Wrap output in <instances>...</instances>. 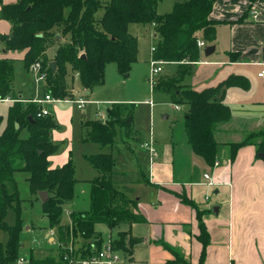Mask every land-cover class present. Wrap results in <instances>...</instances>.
Segmentation results:
<instances>
[{"label":"trees","instance_id":"16d2710c","mask_svg":"<svg viewBox=\"0 0 264 264\" xmlns=\"http://www.w3.org/2000/svg\"><path fill=\"white\" fill-rule=\"evenodd\" d=\"M164 1L108 0L104 4L101 0H16L5 4L0 0V19L11 24L10 33L0 35L3 48L0 99L6 100L14 92L16 61L7 57L9 54L24 53L22 63L27 70L40 64L46 94L61 101L74 100L67 84L70 72L77 76L87 93L105 83L109 64H115L119 73L128 75L138 57V41L130 33V27L150 25L154 31L151 63L177 66L172 77L153 81V89L169 94L173 105L185 107V130L193 152L214 168L221 161L222 148L228 149V160L233 163L240 149L256 146V157L264 161V127L247 133L238 143L222 145L215 137L219 127L232 120V111L224 103L228 89H247L249 81L243 76L232 75L217 86L202 91L191 85L195 73L193 64L200 62L207 46L215 44L220 23L212 20L211 14L217 0H186L176 3L171 13L160 15L158 9ZM102 9L103 15L98 17ZM58 35L60 39H57ZM198 40H203L207 46L200 49ZM52 49L55 50L50 60L48 51ZM51 63L57 64L55 70ZM12 101L4 129V119L0 117V230L9 235L5 248L0 251V264L17 263L19 250L23 247L19 173L27 176L31 194L39 200L40 192L48 193L42 211L48 219V227L56 232L58 243L54 244L58 249L56 255L38 258L31 251L29 264H70L65 259L66 254L72 259L79 255L83 259L90 258L105 243L96 231L97 224L107 225L113 231L122 224L131 226L146 222L139 212L138 202L130 199L114 182V156L98 154L86 158L98 172V177L87 182L91 187L90 208L72 212L71 225L64 226L65 207L73 202L79 180L72 159L62 167L51 168L49 158L59 151V145L53 139L59 124L52 116L38 117L42 110L39 104H24L19 98ZM107 117L106 122H86L83 140L100 147L113 145L117 126L127 128V134L131 135L129 125L132 122L126 121L128 116L120 104H113ZM181 201L195 207L184 194ZM13 210L17 217L15 225L10 226L7 217ZM196 211L200 229L197 240L203 247L200 264H204L211 237L203 220L205 213L197 208ZM110 240L118 252L127 255L132 254L135 245L141 242L133 238L129 230L118 232ZM82 242L86 245L71 249L73 244ZM156 244L175 257L174 263L189 264L177 248L162 241Z\"/></svg>","mask_w":264,"mask_h":264},{"label":"crops","instance_id":"0c3cea01","mask_svg":"<svg viewBox=\"0 0 264 264\" xmlns=\"http://www.w3.org/2000/svg\"><path fill=\"white\" fill-rule=\"evenodd\" d=\"M15 1L3 2L12 4ZM211 19L220 23L213 45L216 49L210 57L203 53L191 85L193 89L202 91L217 86L232 75L243 76L249 81L247 89H228L224 103L232 111V120L219 127L215 135L219 144L238 143L247 133L264 127V114L255 115L252 110L246 111L249 108L264 110V76H259L264 71V0H217ZM240 19L243 21L238 23ZM5 23L9 28L7 32L0 29V35H8L11 31V24L1 19L0 28ZM0 49L3 50L2 47ZM50 52L53 54L54 49ZM14 54L9 57L16 58ZM166 66L170 67V73H176L177 66ZM20 90L16 89L8 99L19 98L23 102L36 101L38 104L37 101L46 95L41 98L30 94L29 97ZM85 93L89 96L91 92ZM79 99H82L81 96ZM234 104L238 111H234ZM53 105L45 103L41 106L47 108L52 116L48 107ZM178 108L185 113L184 106ZM58 130L53 132L54 141ZM222 149L219 166L213 168L212 175L208 174L213 181L212 186L204 177L207 173L203 175L205 182L197 175L194 182L183 185L155 184L149 180L145 188L152 194L148 192L145 198L144 195L135 197L131 188H121L115 183L130 199L138 202L139 212L146 220L145 223L128 225V229L124 230H129L131 236L141 242L135 245L132 254L119 252L120 264H124L123 258H128L127 264H176L175 257L156 244L158 241L177 248L189 264H200L203 247L197 240L200 229L196 208L205 213L203 220L211 237L204 264H264V161L256 157V146L240 149L233 163L228 160L227 148ZM53 158H49L50 164ZM51 168L56 169L57 165ZM212 193L221 199L211 203L207 196ZM179 194H185L195 207L182 202ZM215 207L220 209L218 215L212 210ZM69 210V216L78 212L75 207ZM51 237L48 240L58 244L56 232L55 237ZM45 253L48 255L47 251ZM26 259L22 257L15 264H24Z\"/></svg>","mask_w":264,"mask_h":264},{"label":"rangeland","instance_id":"374dc122","mask_svg":"<svg viewBox=\"0 0 264 264\" xmlns=\"http://www.w3.org/2000/svg\"><path fill=\"white\" fill-rule=\"evenodd\" d=\"M101 1L104 4L108 2V0ZM184 1L186 0H165L160 4L158 12L160 15L169 14L173 11L176 3ZM103 12V9L100 10L98 17H101ZM8 28L9 25L5 23L0 29L7 32ZM130 33L138 41V57L137 63L128 75H122L115 64H109L106 71L105 83L96 87L89 96H86L77 76L70 72L67 84L76 99L74 97V100L54 103L53 106L48 107L53 113L52 117H54L55 122H61L57 132L58 135L55 138V142L59 145V151L51 160V166L57 165L58 168L69 159H72L76 167V178L79 180L73 202L67 204L65 207L62 219L63 225L67 226L71 223L68 214L70 207H75L78 211H87L90 208L91 187L87 182L98 177V173L86 160L87 157L98 154H112L116 162L114 182L121 188L123 186L131 188L133 190L132 194L135 197L144 195L146 198L148 192L152 194L151 191H147L145 188V184H149V180L155 184H157L156 182H160L166 185L170 184V186L178 185L177 183L183 185V183L194 182V177L197 175H200L202 182H205L203 178L204 173L212 175L214 172L213 168H210L204 159L198 157L193 152L192 147L188 143L184 111L171 103L169 94L159 89H153V81L173 76V73H170V67L163 64L162 68H165L163 73L160 75L153 73L151 64L153 59V26L133 25L130 27ZM0 47H2L1 43ZM50 53L48 51V56L52 60L53 54ZM14 55L16 58L12 59L16 61L14 72L16 79L13 90L22 89L20 91H24L26 96L30 97V94H32L35 97L42 98L46 94L44 80H38V73L31 66L28 70L25 68L22 63L25 54L15 53ZM9 56L10 54L7 57ZM193 66L195 71L193 76H195L198 72L196 70L198 64H193ZM175 71L177 70L175 69ZM78 92L84 93L80 95L83 103H85L81 108L78 107L77 103L80 101ZM26 99L28 100V98ZM42 100L37 102L40 103ZM150 101H153L154 105H151ZM13 103L9 99L0 101V117L4 119L2 129L7 124L8 111L11 106L10 104ZM25 103L28 104L30 102ZM31 103H36V101H32ZM113 104H120L122 106V110L128 116L126 121L132 119V124L129 125L131 135L127 134V128L121 129L117 126L113 145L100 147L98 144L84 141V124L99 120L106 122L108 119L106 111ZM234 105V111H238L236 104ZM250 110L255 115L264 114L263 109H246V111ZM146 143L148 145L153 143L158 149L159 154L158 152L156 153L157 158L152 155ZM17 181L24 221L23 233L21 234L23 247L19 250V260L22 257H26L27 259L24 264H29L31 251H33L36 257L44 258V256H47L46 251L49 255H56L58 249L52 243L53 241L50 242L48 240L51 236L55 237V233L54 230L51 231L48 227V219L42 211V201L31 194L27 176L19 173ZM181 195L183 194L178 195L180 199ZM208 199L213 203L221 198L212 193L207 196ZM16 217L15 211H11L7 217L8 225H15ZM127 229L128 225L125 224H122L121 227L113 231L104 224H97L96 226V231L105 242L111 236L115 238L118 232ZM46 233L48 237L47 235L45 237ZM8 239L9 235L0 230V251L1 248H5ZM81 244L83 242L75 243L72 247L79 248ZM83 245L85 246L86 244ZM42 250H45L44 253H42ZM43 254L45 255L43 256ZM125 257L127 256L125 255ZM123 259L124 264H127L128 258Z\"/></svg>","mask_w":264,"mask_h":264},{"label":"built area","instance_id":"2783aa9c","mask_svg":"<svg viewBox=\"0 0 264 264\" xmlns=\"http://www.w3.org/2000/svg\"><path fill=\"white\" fill-rule=\"evenodd\" d=\"M198 47L200 49H203L206 47V44L204 43L203 40H198ZM3 56V51L0 49V58ZM152 64V69H153V73L154 74H159L160 72L163 71L162 68V63H151ZM33 70L36 71L38 73V80L43 81L44 78V74H41V66L40 64H36L32 66ZM264 75V71L260 74V76ZM8 100V99H6ZM6 100H1L0 101H6ZM80 101H78V107H83V105H85V103H83L82 99H79ZM62 102L61 100H57L55 99L53 96L47 94L45 96V98L40 101V103L38 102V104L40 105H44L45 103H49V104H54V103H59ZM66 102V101H64ZM151 105H154L152 102H150ZM178 108V107H177ZM180 109V108H178ZM51 112L45 108L42 107V110L40 111L38 117L43 118V117H47L50 116ZM146 146L149 147V149L151 150V153L154 157L157 156V151L154 147L153 144H146ZM219 162L216 163L215 167L219 166ZM205 179L210 181V185H214L213 181L211 179V177L206 174ZM73 250V247L71 248ZM66 260H69L70 264H120L121 263V256L120 253L113 247L111 240L109 239L108 241H106L102 247V249L95 255H93L90 258L87 259H83L80 257V255L78 257H74L73 259L69 256V254H66L65 256Z\"/></svg>","mask_w":264,"mask_h":264},{"label":"water","instance_id":"95a60500","mask_svg":"<svg viewBox=\"0 0 264 264\" xmlns=\"http://www.w3.org/2000/svg\"><path fill=\"white\" fill-rule=\"evenodd\" d=\"M57 39H60L59 35L57 36ZM215 49H216L215 46H207L204 50L205 56L210 57L214 53ZM83 57L85 58V56H83ZM50 66H51L52 70H55L57 67V64L51 63ZM127 122L130 124L132 122V119H129ZM39 197H40V200L42 201V203H44L48 200L49 195L46 192H40ZM212 210L216 215H218L220 209H219V207H215Z\"/></svg>","mask_w":264,"mask_h":264}]
</instances>
